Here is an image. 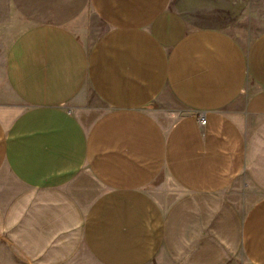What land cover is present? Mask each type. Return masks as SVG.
Wrapping results in <instances>:
<instances>
[{
  "label": "crops",
  "instance_id": "0c3cea01",
  "mask_svg": "<svg viewBox=\"0 0 264 264\" xmlns=\"http://www.w3.org/2000/svg\"><path fill=\"white\" fill-rule=\"evenodd\" d=\"M171 2L0 0V264H264V32Z\"/></svg>",
  "mask_w": 264,
  "mask_h": 264
},
{
  "label": "rangeland",
  "instance_id": "374dc122",
  "mask_svg": "<svg viewBox=\"0 0 264 264\" xmlns=\"http://www.w3.org/2000/svg\"><path fill=\"white\" fill-rule=\"evenodd\" d=\"M15 3L20 9L19 26L30 24V0ZM169 6L190 26L221 28L243 43L264 32V0H172ZM35 17L41 18L42 14ZM83 173L88 180L87 171Z\"/></svg>",
  "mask_w": 264,
  "mask_h": 264
},
{
  "label": "built area",
  "instance_id": "2783aa9c",
  "mask_svg": "<svg viewBox=\"0 0 264 264\" xmlns=\"http://www.w3.org/2000/svg\"><path fill=\"white\" fill-rule=\"evenodd\" d=\"M197 119H198L199 124H201V125L204 124L205 119H204V116H203L202 113H198V114H197Z\"/></svg>",
  "mask_w": 264,
  "mask_h": 264
}]
</instances>
